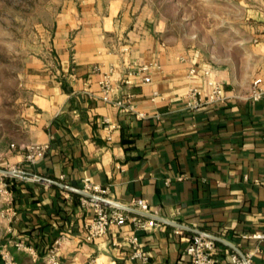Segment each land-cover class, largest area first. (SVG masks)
<instances>
[{
	"label": "crops",
	"instance_id": "obj_1",
	"mask_svg": "<svg viewBox=\"0 0 264 264\" xmlns=\"http://www.w3.org/2000/svg\"><path fill=\"white\" fill-rule=\"evenodd\" d=\"M259 2L261 7L251 11L262 20L256 27L261 31L264 0ZM113 15L98 16L95 30H79L73 50L66 34L72 21L61 19L54 32L53 64L37 57L23 68L26 96L16 99L11 113L0 115V167L21 166L37 178L11 177L15 215L11 220L0 215V239L22 240L34 248L31 255L11 245L19 264H45L46 250L58 237L62 264L90 259L95 264H191L185 248L194 231L180 226L182 232L176 233L178 225L170 222L151 231L135 230L148 253L145 262L130 257V224L84 238L89 212L79 203L80 193L69 188L66 196L62 185L74 181L79 186L89 175L109 187L108 198L123 203L146 198L151 213L224 237L242 253L253 252L250 264H264V240L242 236L264 230V184L254 181L264 180V95L259 100L243 96L255 76L264 79V43L238 40L245 50L241 68L233 60L207 61L188 52L189 61L199 66L198 75L189 79L187 62L179 60L185 51H173L164 41L130 34L122 43L128 51L120 50V42L106 37L113 28L121 35ZM150 59L162 71L153 69L148 82L136 79L129 88L121 83L128 65ZM98 60L114 63L116 95L132 91L135 109L145 117L99 98V73L90 69ZM203 68L222 81L228 98L187 110L181 96L191 83H203ZM153 89L165 100L149 99ZM103 115L118 123L110 139ZM48 141L45 157L32 164L24 159L25 144ZM215 249L216 264H231L230 253L238 251L217 240Z\"/></svg>",
	"mask_w": 264,
	"mask_h": 264
},
{
	"label": "rangeland",
	"instance_id": "obj_2",
	"mask_svg": "<svg viewBox=\"0 0 264 264\" xmlns=\"http://www.w3.org/2000/svg\"><path fill=\"white\" fill-rule=\"evenodd\" d=\"M260 4L259 0H0V115L11 113L18 106L16 99L26 96L23 68L37 57L53 64L54 32L61 19L72 21L66 33L70 50L79 30H95L98 16L106 19L114 13L121 35L110 30L106 37L112 42L122 44L132 38L130 34L142 32L173 51L192 52L207 61L233 60L241 68L245 50L237 42H253L260 32L256 27L262 20L251 11Z\"/></svg>",
	"mask_w": 264,
	"mask_h": 264
},
{
	"label": "built area",
	"instance_id": "obj_3",
	"mask_svg": "<svg viewBox=\"0 0 264 264\" xmlns=\"http://www.w3.org/2000/svg\"><path fill=\"white\" fill-rule=\"evenodd\" d=\"M252 41L255 43H264V27L262 30L252 37ZM120 50L128 51V45L121 44ZM179 60L187 62L185 75L189 79L197 76L199 73V66L190 62L187 53H181ZM91 71L99 73L97 84H99V98L103 101L110 102L120 107L121 110L135 112L138 117H145V113L136 111L135 104L132 100L134 93L132 91H126L121 97L116 95L115 84H113L112 75L115 67L114 63L106 62L105 60H98L92 63ZM162 71V65L155 59L147 60L137 65H128L124 71L121 83L126 87H130L133 82L138 79L140 82H148L151 79L152 70ZM201 84L191 83L184 93L182 98L185 101V107L196 108L199 105L206 103H215L216 101H223L228 98L222 81L211 73L209 68H203ZM264 95V79L261 76H255L251 82L248 91L243 95L244 97L251 98L252 100H259ZM164 95L158 90L153 89L149 96L152 101L165 100ZM158 116V113H155ZM102 124L105 126L106 137L111 138V131L118 126L116 121H113L111 117L103 115L101 117ZM49 147L48 142H31L24 145V159L32 164L41 159ZM5 169L15 170L18 179L20 180H32L36 179L35 173H29L25 171L21 166H10ZM9 171L0 169V201L3 206L0 209V215L6 217L8 220L15 215V210L11 205L12 202V190L10 188L9 179L15 175ZM182 176H177L180 179ZM63 178V175H60ZM169 180L167 178L166 182ZM254 181L264 184V180L254 178ZM48 184V181H45ZM63 192L66 196L69 194V183H63ZM79 187L88 192L89 194H80L79 203L83 208L89 212L88 218L83 224V236L87 240H92L97 237H101L111 226H119L124 224H130L133 233L126 236V240L130 245V257L140 258L142 261L148 260V253L143 249L140 242V236L135 230L151 231L152 229L159 228L165 224L164 221L145 215L151 213L149 201L143 197H134L129 203H126L133 209L116 205L113 202L107 201L103 198H108L105 194L109 191V187L99 184L94 181L91 176L83 175L80 179ZM173 231L176 233L182 232L180 226H174ZM243 237L257 238L258 240H264V230H253V232L242 233ZM62 237L56 238L46 250L45 264H62L60 259L59 249ZM11 245L16 249H23L29 252L31 255L35 253L34 248L27 245L22 240H2L0 239V260L2 264H19L16 256L11 250ZM216 240L205 232H193L186 244V254L189 257L191 264H216L218 257L216 254ZM253 256L252 251L244 252L240 254L238 251H232L230 253L231 264H250ZM86 264H95L94 259H90Z\"/></svg>",
	"mask_w": 264,
	"mask_h": 264
},
{
	"label": "water",
	"instance_id": "obj_4",
	"mask_svg": "<svg viewBox=\"0 0 264 264\" xmlns=\"http://www.w3.org/2000/svg\"><path fill=\"white\" fill-rule=\"evenodd\" d=\"M0 169H3V170H6V171H9V172H11V173H15V172H16L15 170H12V169H5V168H1V167H0ZM40 178H44V177L40 176ZM50 180H52L53 182H55V183H57V184H59V185H62V183L59 182V181H56V180H54V179H50ZM69 186H70V188H71L72 190H75V191L79 192L80 194H83V193H85V194H89L88 192L82 190L79 186H77L76 183H75L74 181H72L71 184H69ZM103 199H106L107 201L113 202V203H115L116 205H121V206H123V207L130 208V209H132L133 211H138L136 208L133 209V208H131L130 206H128L126 203L120 202V201H118V200L116 201V200H112V199H110V198H103ZM144 214H145V215H148V216H151V217H152V216H153V217H156V218H158V219H160V220H162V221H164V222H166V223H169V222H170V223H172V224H175V225L181 226V227H183V228H189V229H192L194 232H205V233H208V234L211 235L215 240H217V241H222V242L228 244L229 246L233 247L234 249L238 250V251L240 252V254H243V253L240 251V249H238L237 247H235V246H234L229 240H227V239L224 238V237H221V236L219 237V236H217V235H215V234H213V233H209V232H206V231H204V230L202 231V230H200V229L193 228V227H191V226H189V225H187V224L180 223V222L175 221V220H173V219H171V218L168 219V218H166V217H163V216L157 215V214H155V213H146V212H144Z\"/></svg>",
	"mask_w": 264,
	"mask_h": 264
},
{
	"label": "trees",
	"instance_id": "obj_5",
	"mask_svg": "<svg viewBox=\"0 0 264 264\" xmlns=\"http://www.w3.org/2000/svg\"><path fill=\"white\" fill-rule=\"evenodd\" d=\"M223 101H224V100H223ZM223 101H216L215 104H216V103L223 102ZM186 108H187V110H193L192 108H188V107H186ZM152 119H153V120H157L156 117H153ZM49 146H50V143H49ZM48 148H49V147H48ZM47 152H48V149H47V151L45 152V155H44L43 157H45V156L47 155ZM43 157H42V158H43ZM42 158H41V159H42ZM12 178H13V177H12ZM9 181H10V187H11L12 184H13V183L11 182V178L9 179ZM73 194H76V193L73 192Z\"/></svg>",
	"mask_w": 264,
	"mask_h": 264
}]
</instances>
